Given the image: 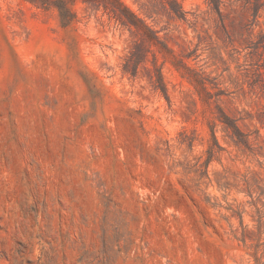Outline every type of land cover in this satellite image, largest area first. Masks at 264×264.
I'll return each instance as SVG.
<instances>
[{
  "label": "rangeland",
  "instance_id": "374dc122",
  "mask_svg": "<svg viewBox=\"0 0 264 264\" xmlns=\"http://www.w3.org/2000/svg\"><path fill=\"white\" fill-rule=\"evenodd\" d=\"M83 1L0 0V264H264V12Z\"/></svg>",
  "mask_w": 264,
  "mask_h": 264
},
{
  "label": "trees",
  "instance_id": "16d2710c",
  "mask_svg": "<svg viewBox=\"0 0 264 264\" xmlns=\"http://www.w3.org/2000/svg\"><path fill=\"white\" fill-rule=\"evenodd\" d=\"M237 1L241 2L245 8L252 11V16H253L252 25L259 24L258 19L261 17V12H264V0H237ZM83 2L87 5H90L91 7H95L96 9L100 7V5L97 3L98 1L84 0ZM171 2H175V0H171ZM207 2L209 3V5H212L214 10L218 14L220 13V6L222 4L221 0H207ZM102 8L104 10H107V7H105V5L102 6ZM118 10L119 11H115L114 9L112 11H109V13L112 14V18L115 19L117 22L121 23V25H123L124 27L127 28L135 27V24L129 19L127 15L131 17L134 16L130 12L128 13V11H126L124 8ZM176 15L178 18H182L178 13H176ZM247 48L252 49L253 51H258L260 49L264 50L263 30H260L259 34L256 36V40L254 42H251L247 46ZM238 136L239 135L236 134L237 138H239Z\"/></svg>",
  "mask_w": 264,
  "mask_h": 264
}]
</instances>
